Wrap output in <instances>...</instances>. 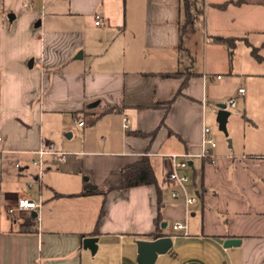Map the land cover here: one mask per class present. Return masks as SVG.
I'll list each match as a JSON object with an SVG mask.
<instances>
[{
	"label": "crops",
	"instance_id": "0c3cea01",
	"mask_svg": "<svg viewBox=\"0 0 264 264\" xmlns=\"http://www.w3.org/2000/svg\"><path fill=\"white\" fill-rule=\"evenodd\" d=\"M69 1V11L52 3L48 13L29 9L32 0H0L2 23L19 20L29 34L21 57L0 76V149L6 150L0 153V264H141L138 240L162 235L172 236V246L155 264H264V66L231 59L222 63L226 77L214 75L206 58L222 44L214 36L202 42L199 64L192 53L196 28L186 23L181 0H77L81 8ZM82 13L94 15L90 32L55 25ZM97 13L102 23L96 24ZM261 45L264 50V40ZM169 71L181 74H159ZM9 76L23 83L13 111L5 110ZM223 81L227 89H213ZM232 97L241 116L228 118L233 139L217 144L213 161L200 157L204 125ZM47 139L69 155H46L39 180L30 160ZM172 153L191 155L180 170L191 176L188 192L197 196L188 213L184 197L172 196L180 188L169 178ZM145 155L161 189V214L156 184L111 188L122 166ZM86 181L100 192L78 194ZM19 196H41L43 205L16 222L8 208ZM177 221L186 230L176 231ZM90 236L98 237L95 254L83 245ZM229 238L240 243L225 247Z\"/></svg>",
	"mask_w": 264,
	"mask_h": 264
},
{
	"label": "rangeland",
	"instance_id": "374dc122",
	"mask_svg": "<svg viewBox=\"0 0 264 264\" xmlns=\"http://www.w3.org/2000/svg\"><path fill=\"white\" fill-rule=\"evenodd\" d=\"M224 1L226 0H210L206 5L203 17L199 19V22L194 23L196 36L193 38V42L190 41L194 43L192 53L196 56V50L199 64H201L205 54L202 44L204 39H209V36L233 37L235 43L233 47L225 43L210 47L211 50L208 51L206 58L212 64L211 72H213L214 75L220 73L222 76L226 77V69L222 66V63L224 61L229 63L231 59H235L239 64H243V62L245 63L252 59V67L263 68L264 62H259L258 59L261 54L264 55V50H261V44L264 40V0L229 2L225 8L211 4L212 2L222 3ZM32 2L33 5L29 9L43 10V8H45V11L48 13L53 10L51 8L52 3L59 5V9H56L59 11H69L71 7V2L69 0H48L46 4L43 0H32ZM44 4L45 7L43 6ZM72 6L81 8V4L77 2V0H74ZM14 7H16V4L13 5V8ZM96 12H99V8H97ZM3 18L4 17H0V76L7 74V71L12 68L17 57H21L22 46L26 44L22 43V40L29 35L23 25L21 26L18 24L19 20L14 23H2ZM55 25L58 27L72 28L73 30L77 29L90 32L93 30L94 15L92 18L85 13L73 17L64 16L63 18H58ZM195 42H198V44ZM31 58L32 57H30V59ZM227 87V83L223 81L222 84L219 82L214 83L213 89L223 90L227 89ZM232 87L233 85H231V88ZM239 108L240 105L238 108L230 109L232 113L230 123H233L238 117H241L236 114ZM208 126L211 128L212 132L216 134L214 138L219 146L229 145V140H232L233 137L230 135L228 123V134H225L220 130L216 116L213 114L211 115L210 121H208ZM72 138H76V135ZM237 138L238 137L235 136V144L238 142Z\"/></svg>",
	"mask_w": 264,
	"mask_h": 264
},
{
	"label": "built area",
	"instance_id": "2783aa9c",
	"mask_svg": "<svg viewBox=\"0 0 264 264\" xmlns=\"http://www.w3.org/2000/svg\"><path fill=\"white\" fill-rule=\"evenodd\" d=\"M205 5L209 3L210 0H203ZM31 5V1H28L25 3V6ZM103 22V16L101 13L96 14V24L102 23ZM220 77V75H218ZM240 96H244L245 94V88L240 87L238 90ZM226 103V108L231 109L235 108L237 106V97H232L225 101ZM218 110V107H216V112ZM84 121L79 120L78 125H83ZM130 126V120L127 116L123 117V127L124 129H129ZM0 141H1V136H0ZM217 146V142L212 134V130L208 125H204L203 130H202V141H201V152L199 153L200 157L206 158L210 161L214 160L215 154L213 152V149ZM6 152V150L0 149V153ZM34 157L31 158L30 162L31 164L35 165L38 167V174L37 177L39 180L42 179V174L45 169V157L46 155H58L60 157H67L69 155V152L66 151H61L58 150L56 147V142L53 139H47L46 141H43L38 149L33 151ZM168 156L172 160V168L169 172V178L171 180L176 181L180 188L179 189H174L172 191V196L173 197H180L183 196L185 199L186 203V209L187 213L189 212V207L190 205L194 204L197 200L196 195H191L188 192V183L191 181V176L182 173L180 170L188 167L189 164V158L190 154H177V153H172L168 154ZM15 166L17 168H21L22 165L20 162H16ZM27 186L31 188L33 186V182H28ZM43 205V199L40 196L38 199H34L28 196H19L16 199V203L11 205L8 208V214L16 221V222H21L24 220V211L25 210H36L37 212L40 211ZM173 228L176 231L179 230H186V224L182 223L180 221L174 222L173 223Z\"/></svg>",
	"mask_w": 264,
	"mask_h": 264
},
{
	"label": "trees",
	"instance_id": "16d2710c",
	"mask_svg": "<svg viewBox=\"0 0 264 264\" xmlns=\"http://www.w3.org/2000/svg\"><path fill=\"white\" fill-rule=\"evenodd\" d=\"M182 1V10L186 18L187 24H193L195 21H199L200 18L203 17L205 13L206 5L203 0H181ZM243 2L245 0H226L223 3H221L219 6L227 7L229 2ZM214 39L220 43H226L228 45H234V38L233 37H218L214 36ZM161 76L164 77H171V76H177L181 74L180 71H169V72H160ZM193 74V72H188L183 85H186L187 81L189 80V77ZM173 102V99H170L164 103L165 108L168 109ZM154 183L157 185V178L154 171V168L152 166V163L150 161L149 156L145 155L140 160L122 166L120 170V181L117 185H114L113 188H127L142 184H150ZM158 190V211L161 214L162 209V198H161V189L159 185H157ZM100 190L96 187H92L89 182H85L84 187L82 191L78 194L80 195H87V194H93L98 193ZM58 196H62L63 194L56 193ZM104 205L101 208L100 211V217L104 214Z\"/></svg>",
	"mask_w": 264,
	"mask_h": 264
},
{
	"label": "water",
	"instance_id": "95a60500",
	"mask_svg": "<svg viewBox=\"0 0 264 264\" xmlns=\"http://www.w3.org/2000/svg\"><path fill=\"white\" fill-rule=\"evenodd\" d=\"M15 17L14 13L9 14V18L13 20ZM42 23L41 19H38L35 23V26L39 27ZM33 59L29 60V67L33 66ZM218 110L216 113V120L219 124L220 130L225 134H228L227 122L228 118L231 115V111L226 108V103L221 102L217 104ZM71 136V133L68 134ZM166 222L162 223V226H165ZM240 243L239 238H229L224 242L225 247H230L233 245H238ZM83 245L86 249H90L93 254L96 253L98 249V237L90 236L86 237L83 240ZM138 259L141 264H155L159 254L167 252L172 246V236L171 235H162L153 240H138Z\"/></svg>",
	"mask_w": 264,
	"mask_h": 264
},
{
	"label": "clouds",
	"instance_id": "9594fccd",
	"mask_svg": "<svg viewBox=\"0 0 264 264\" xmlns=\"http://www.w3.org/2000/svg\"><path fill=\"white\" fill-rule=\"evenodd\" d=\"M23 83L18 81L15 76H9L7 86L6 111H13L17 108L21 98Z\"/></svg>",
	"mask_w": 264,
	"mask_h": 264
}]
</instances>
